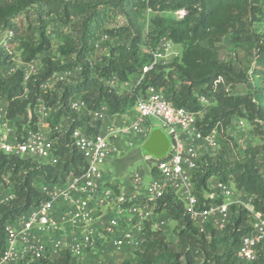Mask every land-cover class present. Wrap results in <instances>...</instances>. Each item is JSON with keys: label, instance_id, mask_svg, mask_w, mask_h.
<instances>
[{"label": "trees", "instance_id": "1", "mask_svg": "<svg viewBox=\"0 0 264 264\" xmlns=\"http://www.w3.org/2000/svg\"><path fill=\"white\" fill-rule=\"evenodd\" d=\"M135 8L154 14L146 45L152 48L159 38L167 36L182 47L178 58L144 70L151 55L140 46L136 19L128 16V10ZM181 8L185 14L178 19L173 13ZM167 10L171 17L159 16ZM119 14L128 16L126 25L103 27L106 18ZM53 18L69 26L57 46L60 57L42 56L38 70L26 78L20 68L11 75L3 73V67L13 58L5 43L19 42L23 62L35 59L51 48L46 29ZM99 29L110 42L100 46L102 51L97 57L95 38ZM226 35L234 54L236 50L242 52L246 66L240 65L242 61L236 56L220 58ZM92 55L95 60H90ZM65 70L71 72L69 77L52 88H41L54 72ZM139 75V83L122 93L104 83L113 76L125 82ZM218 77L221 80L216 81ZM239 83L248 86L247 93L234 95L226 87ZM149 85L161 89L175 106L191 111L199 107L198 94L212 96L211 105L197 125L203 134L216 128L219 148L214 156L199 157L191 179L195 193L201 204L213 203L220 200L218 194L212 199L203 198L204 192L214 191L210 182L232 184L235 190L250 196L254 210L264 216V0H0V99L6 101L5 116L18 130L20 126L34 130L38 121L34 108L41 100L50 109L46 121L57 156V163L50 164L0 152V184L14 194L0 204V253L6 238L5 224L45 198L36 187L38 181L62 183L69 174H79L86 168L84 157L73 145L72 132L79 128L95 135L101 121L71 110L69 100L78 96L88 110L105 104L108 114L114 115L131 110L139 91ZM234 116L246 119L252 133L263 139L242 154L235 152L236 142L225 132ZM153 210L175 223V240H166L163 230H152L146 223V244L120 264H264V245L258 246L257 258L252 262L235 256L241 236L250 229L249 213L240 204L230 206L229 221L220 229L210 224L203 230L197 228L183 200L170 190L156 200ZM27 264L108 263L94 258L79 261L61 251L57 258H40Z\"/></svg>", "mask_w": 264, "mask_h": 264}, {"label": "built area", "instance_id": "2", "mask_svg": "<svg viewBox=\"0 0 264 264\" xmlns=\"http://www.w3.org/2000/svg\"><path fill=\"white\" fill-rule=\"evenodd\" d=\"M173 14L179 19L184 16L185 10L181 8ZM95 49L102 51L97 44ZM149 51L151 62L144 70L152 65L166 64L177 55L174 43L167 36L159 38ZM24 63L25 67L20 68L24 78L37 71L33 60ZM70 75L69 70L54 72L41 84V88H50L51 81H63ZM219 80L220 77L216 81ZM196 100L199 105L197 111L175 106L161 89L149 85L136 96L132 107L135 114L131 119L116 122L111 118L104 122L112 116L108 114L107 105L101 104L94 110H88L81 98L70 99L71 110L87 113L101 121L100 130L95 135H87L79 128L72 132L73 145L84 157L86 168L79 174H69L62 183H47L46 188L43 187L44 199L30 206L13 222L5 224L6 238L0 253V264H27L40 258L54 259L61 251L84 261L88 253L104 244L112 248L126 244L132 250H138L148 240L144 227L151 222L149 215L154 211L156 200L169 190L183 200L185 210L200 230L207 224L223 228L229 221L230 206L240 204L244 207L250 216V229L241 236L235 256L243 262L256 260L258 246L264 245V216L254 210L251 197L246 196V200L237 197L229 184L219 180L211 181L209 185L214 191L207 196L212 199L218 194L219 201L201 204L195 193L191 179L200 157L198 146L201 142H211L212 133L216 130L212 128L203 134L197 125L211 105L212 96L201 93ZM39 109L41 116L46 118L48 107L42 104ZM150 119L157 120L158 127L168 135L170 149L162 159L146 156L153 160L155 173L151 174L152 178L139 198L143 201L138 202L136 194L140 189L141 175L133 173L131 180L135 193L126 195L115 184L103 180L101 165L121 150V139L127 140L128 145L134 143L132 138L142 143L150 130ZM0 127V152L57 163V156L53 153L54 140L50 138L52 130L48 126L47 130L37 125L34 130L19 131L13 121L6 118L5 111L0 109ZM13 195L8 192L0 196V204ZM154 222L155 230H162L166 223L162 218Z\"/></svg>", "mask_w": 264, "mask_h": 264}, {"label": "rangeland", "instance_id": "3", "mask_svg": "<svg viewBox=\"0 0 264 264\" xmlns=\"http://www.w3.org/2000/svg\"><path fill=\"white\" fill-rule=\"evenodd\" d=\"M132 17V20L136 19L137 21V25L140 28L141 31V48L144 51H149L150 48L148 45H146L147 43V37L148 34L150 33V21L152 19V17L154 16V14H151L148 11H142L140 9H129L128 10V16ZM128 16L126 15H112L109 18H106V20L104 21V28H116L118 26H123L126 25L128 23ZM159 16H163V17H171L170 14V10H167L165 12H161L159 14ZM69 32V26L62 24L60 21H58L56 18H53L52 21L49 23L47 29H46V33L49 36L50 40H51V48L43 53L38 54V56L35 58V60L33 61V67H35V71L38 70L39 65H40V60L42 58V56L44 55H48L52 58H59V53L57 50V46L60 43V36H62L65 33ZM97 37L95 38V44H97V47H100L102 45H106L108 42H110V38L108 37V35L103 32V29H99L98 33L96 35ZM6 46V50L11 52L13 54V58H12V65L16 68H21V67H25V63L22 64V60L20 59L18 53H19V42L17 41L14 43H5ZM181 46L180 45H175L174 44V50L177 52V55L174 58H178L181 52ZM234 48H232V46L230 45L229 42V37L228 35L224 36L222 39V43H221V48L219 51L220 54V58L222 60H229L231 58H236L241 60L242 63L240 65L242 66H246V63L244 61L245 58H241L242 57V52L240 50H236V54H234ZM101 52V51H100ZM94 56V55H93ZM97 56V54H96ZM99 56V53H98ZM92 59H96V57H91L90 60ZM173 59V58H172ZM171 59H169L168 62H170ZM167 62V63H168ZM166 63V64H167ZM29 68V67H28ZM27 69V68H26ZM7 72H5L6 74ZM74 75V74H73ZM136 82V78L132 77L129 80L126 81V83L122 84V83H115L113 82V88L122 93L125 91H130ZM56 82L55 81H51L50 84V88H52L54 86ZM132 86V87H131ZM227 89H229V91L232 94H245L248 92V86L244 83H239L236 84L234 87H230L229 85H226ZM75 98H77L78 96H74ZM44 104V103H43ZM45 106V105H44ZM46 107V106H45ZM49 111L50 109H47L48 115H49ZM130 112V111H129ZM41 120L42 125L43 126H48L47 124V117L44 118L41 116ZM151 121H154L155 119H150ZM233 122L230 123V125H228L225 129L226 134L230 135L233 137L234 141L236 142V148L234 149L235 152H239L240 154L243 153V151L251 146H254L256 144H259L263 141V139H260L258 136H255L252 133V126L249 124L248 121H246V119L239 117V116H234L232 118ZM156 121V120H155ZM41 122V121H40ZM158 124V121H157ZM16 126V125H15ZM24 127L20 126L19 127V131H24ZM213 137H212V141L211 142H201L199 143V151H200V156H214L217 152H218V148H219V141H218V134L216 132V130L214 131V133H212ZM132 137H130L129 139H131ZM134 140V143L132 145H128L127 144V140L125 139H121L120 144H121V150L114 156L110 157L109 159H107L106 161H104L101 165V170L102 172H104L106 178H105V182H109V183H125L126 179L129 180V184L132 187V180H131V176L133 175V173L138 172L141 177V185H140V189L139 192H137L136 196H137V201L141 202L143 200L139 199L142 196V193L144 191V188L146 187V185L149 183V181L151 180L152 176H151V166L153 165V160H149L140 150V146H141V142L137 139V138H132ZM108 180V181H107ZM212 182H210L211 184ZM48 184L45 183L44 181H38L36 183V187L43 192L44 189L46 188ZM45 186V188H43ZM231 188L235 191V194L237 197H240L244 200L245 199V195L242 193V195H240V192L235 190L234 187L232 186V184H230ZM7 186H4L2 184H0V196H4L6 195L9 190L8 188H6ZM211 187V185H210ZM209 195V193L204 192V197L203 198H208L207 196ZM210 199V198H209ZM165 215V214H164ZM157 215L154 214L153 216H151V219L153 221L157 220ZM162 219H164L166 221L165 226L163 227V233L165 234V238L166 240H175V236L172 232L173 227L175 225V223H171L170 219L169 221L167 219H165V216H160ZM168 221V222H167ZM155 230V229H152ZM105 245L102 247H98L97 249H105ZM95 249L92 253V256L87 257V258H94V259H101L105 262H107L108 264H120L119 257L116 258V260L113 262L111 259L109 260L108 258V254H110L111 252H105L104 254L99 256V253L96 255L94 254V252L97 250ZM134 252V250H130L129 253ZM131 257V256H130ZM128 257V258H130Z\"/></svg>", "mask_w": 264, "mask_h": 264}, {"label": "crops", "instance_id": "4", "mask_svg": "<svg viewBox=\"0 0 264 264\" xmlns=\"http://www.w3.org/2000/svg\"><path fill=\"white\" fill-rule=\"evenodd\" d=\"M95 52H96L97 57H98L99 50H96ZM18 55H19V53H18ZM92 57H94V56L92 55ZM34 60L35 59H33V61ZM12 63L9 64V65H6L5 67H3V69H2L3 73L7 72L6 75H11L13 73V71L16 69V67H14L12 65ZM22 64H24L23 61H22ZM21 68H23V67H21ZM139 77H140V75L135 77L136 81L139 79ZM117 81H118V83H122V84L126 83V81L125 82H120L114 76L110 77L109 79L104 80V83L109 85V86H111V87H113L112 83L113 82L117 83ZM42 104H43V102L41 100H38L37 104H36V107L34 108V112L36 113V116L38 118L37 125L39 127H41L42 129L47 130V127L42 125L43 121L41 120L42 118H41V113H40V109L39 108H40V106ZM0 109H2L3 111H6V101L3 100V99H0ZM129 111H126L124 113L114 114V115L106 118L104 120V122H108L109 119H111V118L115 119L116 122H123L124 120L126 121L128 119H131L134 116L135 113H134V111L132 109L129 110ZM149 124H150V129L153 128V127L158 126L157 120L156 121L155 120L154 121L150 120ZM1 132H2V128L0 127V133ZM102 174H103V180H105L106 176H105L104 172H102ZM113 184H115L119 188V190L122 191L123 193H125L126 195H132V194L135 193V191L132 190L128 179H126L125 183L123 182V183L120 184L118 182H115ZM239 192H240V195H242V193H241L242 191H239ZM239 198H241V196ZM154 214L157 215L156 216L157 218H161L160 216H165L166 217L165 219H167L169 221L168 216L166 214L164 215V213H156V212L153 211L151 216H153ZM151 216L149 215V217H151ZM170 222L174 223L171 220H170ZM148 223H149L151 229H155V222L152 219H151V222L149 221ZM130 250H131V248L128 245H126V244L121 245L119 248H112V247H110V245H108V246H105V249H97L94 252V254L97 255L99 253V256H100V255L104 254L105 252H111L110 254H108V258H109L110 255H112V256H110L109 260L111 259L114 262L116 260V258H118V257L120 258L121 257L120 259H118L119 262L121 263L122 260H124V259H126V258L131 256V253H129ZM92 253L93 252L88 253L87 257L92 256Z\"/></svg>", "mask_w": 264, "mask_h": 264}, {"label": "water", "instance_id": "5", "mask_svg": "<svg viewBox=\"0 0 264 264\" xmlns=\"http://www.w3.org/2000/svg\"><path fill=\"white\" fill-rule=\"evenodd\" d=\"M170 149L168 135L158 126L149 130L145 140L140 146L141 152L153 159L164 158Z\"/></svg>", "mask_w": 264, "mask_h": 264}]
</instances>
